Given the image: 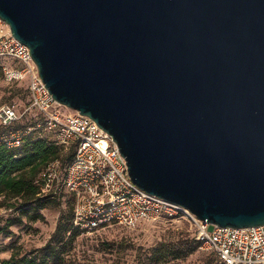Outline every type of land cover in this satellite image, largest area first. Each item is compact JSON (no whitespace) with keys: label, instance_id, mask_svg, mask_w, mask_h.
Returning <instances> with one entry per match:
<instances>
[{"label":"water","instance_id":"1","mask_svg":"<svg viewBox=\"0 0 264 264\" xmlns=\"http://www.w3.org/2000/svg\"><path fill=\"white\" fill-rule=\"evenodd\" d=\"M0 18L137 186L210 224H264V0H0Z\"/></svg>","mask_w":264,"mask_h":264},{"label":"built area","instance_id":"2","mask_svg":"<svg viewBox=\"0 0 264 264\" xmlns=\"http://www.w3.org/2000/svg\"><path fill=\"white\" fill-rule=\"evenodd\" d=\"M0 57L15 61V65L3 67L4 75L8 81L25 80L29 95V102L22 109L14 102L0 104L1 140L8 147H16L26 136L35 134L59 145H74L70 162L63 167L59 159L51 161L40 179L50 185L44 190L63 189L73 195L76 225L90 233L104 224L136 228L147 222L184 220L199 248L213 252L219 264H264V224L241 228L210 224L184 206L137 186L111 136L87 115L53 98L29 48L13 37L2 18ZM62 106L67 108L66 113ZM25 115L32 116V123L13 128Z\"/></svg>","mask_w":264,"mask_h":264},{"label":"rangeland","instance_id":"3","mask_svg":"<svg viewBox=\"0 0 264 264\" xmlns=\"http://www.w3.org/2000/svg\"><path fill=\"white\" fill-rule=\"evenodd\" d=\"M25 88V80L8 81L0 67V104H24L28 99ZM61 109L67 112L66 107ZM44 202L45 206L35 211L32 205L23 209L20 199L0 196V227H4L0 232V259L9 257L12 251L34 254L47 241H53L58 222L62 224L70 218L71 208L57 200ZM37 212L43 219L30 220L29 215ZM9 221L13 223L6 226ZM191 232L189 224L173 219L142 223L136 228L111 224L97 233L80 234L72 252L80 264H156L152 256L155 251L178 249L179 258L159 264H219L210 250L190 242Z\"/></svg>","mask_w":264,"mask_h":264},{"label":"trees","instance_id":"4","mask_svg":"<svg viewBox=\"0 0 264 264\" xmlns=\"http://www.w3.org/2000/svg\"><path fill=\"white\" fill-rule=\"evenodd\" d=\"M6 65H15V61L0 57L1 69L3 70ZM25 87L28 95L26 83ZM28 102L29 95L24 104L19 105L16 103V105L18 109H22ZM31 123L32 116L25 115L16 121L12 127L23 128ZM2 131H5V129H2ZM74 150L75 147L72 144L59 145L49 138L39 137L35 134L26 136L21 144L16 147L6 146L0 137V196L8 200L20 199L23 209H27L32 205L33 209L37 211L45 206L44 201L47 200H57L64 207L70 205L71 208L70 218L62 224L58 222L52 235L53 241H47L41 250L31 255H20L18 251H12L9 257L0 259V264H80L76 253L72 251L75 247L76 238L87 232L74 223V197L63 189L57 192H54L52 188L44 190L45 187H50V185H46V181L40 179V174L48 163L53 160L59 159L62 166L65 167L70 162ZM29 218L32 221L42 220L43 215L37 212L29 215ZM180 222L188 224L184 220ZM12 223L13 221H9L6 226ZM109 225L111 224H104L87 234L100 232ZM3 230L4 227H0V232ZM190 234V242L199 247V243L194 239L193 231ZM164 246L162 245V247ZM180 254L178 249H170L168 252L157 250L152 256H154L155 263L159 264L160 262L166 263L170 259H177ZM212 254L215 256L213 252Z\"/></svg>","mask_w":264,"mask_h":264},{"label":"bare ground","instance_id":"5","mask_svg":"<svg viewBox=\"0 0 264 264\" xmlns=\"http://www.w3.org/2000/svg\"><path fill=\"white\" fill-rule=\"evenodd\" d=\"M103 143L105 144V141Z\"/></svg>","mask_w":264,"mask_h":264}]
</instances>
